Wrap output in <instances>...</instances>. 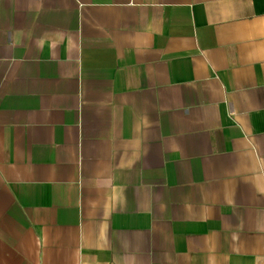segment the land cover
<instances>
[{
    "label": "crops",
    "instance_id": "obj_1",
    "mask_svg": "<svg viewBox=\"0 0 264 264\" xmlns=\"http://www.w3.org/2000/svg\"><path fill=\"white\" fill-rule=\"evenodd\" d=\"M0 264H264V0H0Z\"/></svg>",
    "mask_w": 264,
    "mask_h": 264
}]
</instances>
